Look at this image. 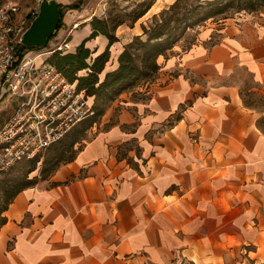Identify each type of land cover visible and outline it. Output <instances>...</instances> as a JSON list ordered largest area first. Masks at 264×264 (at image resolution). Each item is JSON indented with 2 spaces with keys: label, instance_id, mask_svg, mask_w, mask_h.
I'll use <instances>...</instances> for the list:
<instances>
[{
  "label": "crops",
  "instance_id": "0c3cea01",
  "mask_svg": "<svg viewBox=\"0 0 264 264\" xmlns=\"http://www.w3.org/2000/svg\"><path fill=\"white\" fill-rule=\"evenodd\" d=\"M52 1L63 12L52 45L71 33L66 51L108 48L101 75L118 67L130 34L90 37L87 6L72 8L82 0ZM158 63L100 127L114 123L16 194L0 264H264V18L203 29Z\"/></svg>",
  "mask_w": 264,
  "mask_h": 264
},
{
  "label": "rangeland",
  "instance_id": "374dc122",
  "mask_svg": "<svg viewBox=\"0 0 264 264\" xmlns=\"http://www.w3.org/2000/svg\"><path fill=\"white\" fill-rule=\"evenodd\" d=\"M0 3L9 8L11 6L19 7L17 14H15L16 16H14V22H21L34 8H37V15L30 21L24 32L23 42L27 49L41 50L50 48L52 42L58 38L57 36L55 37L54 33L60 29L63 15L58 3L52 0H0ZM151 3H153L151 9L137 21H134V17L141 11H144ZM76 6L79 10L87 6L88 13L92 15L93 19L106 20L108 31L114 36L120 33L122 41L127 40L124 36L125 34H130L132 41L127 46L134 56V61L139 65L142 64L144 51L140 45V41H146L150 35L161 33V39H169L173 43V47L167 49L162 54L168 56L175 49L186 50L195 42L198 33L203 29L219 28L230 19L264 18V4H259L257 0H82ZM215 7L225 8V10L206 18V15ZM118 23L120 25L115 28V25ZM70 34L68 35V39L71 36ZM52 54L49 53L47 56H44V59L50 58ZM159 70L160 67L157 72L143 77L136 86L127 89L123 93L131 92L137 88H143L147 84H151L155 80ZM86 73H89V71L86 69L81 70L78 72V76L86 75ZM104 79L105 74L103 76L99 74V82L104 81ZM67 80L72 82L68 78ZM76 90L78 92L82 91L77 88ZM83 92L87 96L90 105H92V110L95 104L98 110L102 111L101 114L95 117L96 120L91 127H94L97 131L102 127L106 128L114 123L115 115L111 119L105 118L104 125L100 127L107 109L115 101L110 100L108 97L114 94V89L99 90L93 96H88L85 90ZM19 106L20 102L12 97L3 95L0 98V128L16 113ZM92 110L87 116L88 118L86 117L87 120L93 119L92 117L95 116L92 114ZM86 118L78 120L62 138L41 150L38 154L41 156V159L37 162L34 171L30 172L32 164L28 162L29 159L9 164L5 169L0 171V222L3 215L1 210L7 204V192L15 190L17 185L22 184L26 179L25 175L28 176V179L33 178V185L46 183L50 175L61 164L73 158L77 152V144L86 139L91 133L89 131L91 127L78 133L76 135L77 143L74 144L73 148L68 147L69 141L74 136V129L82 128L79 126H81V123ZM2 147L4 145L0 144V153L2 152ZM58 149H61L59 153ZM53 157L54 159L51 160ZM55 164H58V166L51 173L45 171L46 168H53Z\"/></svg>",
  "mask_w": 264,
  "mask_h": 264
},
{
  "label": "built area",
  "instance_id": "2783aa9c",
  "mask_svg": "<svg viewBox=\"0 0 264 264\" xmlns=\"http://www.w3.org/2000/svg\"><path fill=\"white\" fill-rule=\"evenodd\" d=\"M19 7L0 3V98L20 102L16 113L0 128V171L9 164L36 157L43 148L62 138L92 105L77 83L69 82L46 57L69 48L68 35L50 48L27 49L24 32L37 15L34 8L21 22H14Z\"/></svg>",
  "mask_w": 264,
  "mask_h": 264
},
{
  "label": "trees",
  "instance_id": "16d2710c",
  "mask_svg": "<svg viewBox=\"0 0 264 264\" xmlns=\"http://www.w3.org/2000/svg\"><path fill=\"white\" fill-rule=\"evenodd\" d=\"M259 4H264V0H257ZM153 3L149 4L144 11H141L134 17V21H137L139 18L144 16L152 7ZM72 8H77V6H73ZM225 8L215 7L211 10L207 15L206 18L212 17L215 14L224 12ZM93 25V32L90 37H95L98 34L102 33L108 36L110 40V45L117 41V37L112 35L107 27L108 23L104 19L94 18L92 19ZM120 23L115 25L117 28ZM161 33H156L154 35H150L146 41H140V45L142 47L143 56H142V64L139 65L134 61V56L132 55L131 51L129 50L128 46H124V50L121 52L118 62L119 65L116 69L109 71L105 74L104 81L99 82V74L103 72L105 69V64L109 60V51L108 48L103 53L97 55L93 58L92 51L85 46V42L81 43L75 52H68V51H60L56 50L53 52L48 60L53 63L56 68L62 72L70 81L77 82V89L85 90L88 96H93L96 94V91L99 90H107L109 88L114 89V94L108 96L110 100H115L118 95L130 89L133 86H136L143 77L150 76L154 72H157L160 65L157 62V58L164 54L167 49L173 47V43L170 42L169 39L163 40L161 39ZM88 70L89 73L86 75L78 76V72L81 70ZM98 84V85H97ZM97 85V86H96ZM95 105V104H94ZM93 105V119L87 118L81 123L82 128L74 129L73 137L68 143L69 148H73L74 144L77 143V134L90 128L92 124L95 122V117L98 114H101L102 111L98 110V107ZM97 110V111H95ZM60 142V141H59ZM53 146V145H52ZM62 149V148H61ZM58 149V153L61 151ZM64 151V150H63ZM74 157V156H73ZM41 156L37 155L33 159H30L28 162L32 164L30 168V172L36 169V164L40 161ZM51 158V160H53ZM73 158L69 159L72 160ZM68 160V161H69ZM58 164H55L53 168H46L45 171L47 173H51ZM26 176L25 181L22 184L17 185L15 190L7 192L6 198V206L3 208L1 213L7 208L13 198L16 196L18 192L32 186L33 178L28 179ZM0 225L6 222V217L2 215Z\"/></svg>",
  "mask_w": 264,
  "mask_h": 264
}]
</instances>
